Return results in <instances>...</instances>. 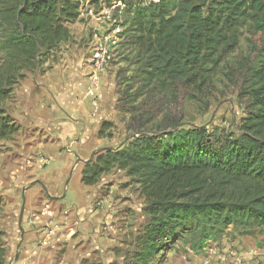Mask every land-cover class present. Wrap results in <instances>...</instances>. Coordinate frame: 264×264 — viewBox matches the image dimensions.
<instances>
[{
	"label": "rangeland",
	"instance_id": "1",
	"mask_svg": "<svg viewBox=\"0 0 264 264\" xmlns=\"http://www.w3.org/2000/svg\"><path fill=\"white\" fill-rule=\"evenodd\" d=\"M78 2L70 38L40 68L20 71L24 78L0 102L18 128L0 141L3 264H132L148 223L139 186L113 170L85 187L84 166L142 132L203 128L211 140L235 133L249 109L242 91L264 65L244 27L238 44L220 48L191 84L149 90L140 75L143 51L123 14L127 0ZM7 70L0 51V81ZM102 123L110 128L98 138ZM33 182L39 184L30 187ZM166 243L149 264H217L218 257L264 264V236L257 230L240 235L229 228L198 251L182 240Z\"/></svg>",
	"mask_w": 264,
	"mask_h": 264
},
{
	"label": "trees",
	"instance_id": "2",
	"mask_svg": "<svg viewBox=\"0 0 264 264\" xmlns=\"http://www.w3.org/2000/svg\"><path fill=\"white\" fill-rule=\"evenodd\" d=\"M124 18L143 51L142 87L165 92L191 84L220 48L233 49L238 33H252L253 51L264 53V0H127ZM79 18L78 0H0V51L8 70L0 102L10 98L22 70L43 66L70 38ZM249 103L235 133L212 139L203 128L142 132L118 149L97 154L80 183L96 185L121 171L139 186L148 220L132 264H149L165 244L177 240L198 251L232 228L264 236V65L249 77ZM110 125L102 123L104 138ZM18 131L0 110V141ZM1 238V234H0ZM6 250L0 241V264Z\"/></svg>",
	"mask_w": 264,
	"mask_h": 264
},
{
	"label": "built area",
	"instance_id": "3",
	"mask_svg": "<svg viewBox=\"0 0 264 264\" xmlns=\"http://www.w3.org/2000/svg\"><path fill=\"white\" fill-rule=\"evenodd\" d=\"M51 234H52V233L47 232V236H50ZM40 244H41V246H43V247H46V246H47V242H45V241H42ZM216 258H217V257H216ZM217 263H218V264H228L225 258H220V257L217 258Z\"/></svg>",
	"mask_w": 264,
	"mask_h": 264
},
{
	"label": "water",
	"instance_id": "4",
	"mask_svg": "<svg viewBox=\"0 0 264 264\" xmlns=\"http://www.w3.org/2000/svg\"><path fill=\"white\" fill-rule=\"evenodd\" d=\"M35 184H39V182H33V183H31V184H30V187L34 186ZM22 197H23V196H22ZM62 198H63V197H62ZM23 209H24V203H22V206H21V209H20V213H19V221H20V219H21V217H22ZM21 233H22V232H21ZM17 247H19V244H18Z\"/></svg>",
	"mask_w": 264,
	"mask_h": 264
},
{
	"label": "crops",
	"instance_id": "5",
	"mask_svg": "<svg viewBox=\"0 0 264 264\" xmlns=\"http://www.w3.org/2000/svg\"><path fill=\"white\" fill-rule=\"evenodd\" d=\"M45 193V192H44ZM50 196V195H49ZM51 197H53L54 198V196H51ZM35 223H36V221H34ZM216 263H217V261H216ZM218 264V263H217Z\"/></svg>",
	"mask_w": 264,
	"mask_h": 264
}]
</instances>
